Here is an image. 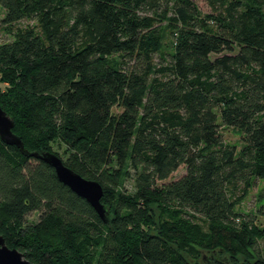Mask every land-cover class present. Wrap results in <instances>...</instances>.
<instances>
[{
  "label": "trees",
  "instance_id": "1",
  "mask_svg": "<svg viewBox=\"0 0 264 264\" xmlns=\"http://www.w3.org/2000/svg\"><path fill=\"white\" fill-rule=\"evenodd\" d=\"M204 1L207 12L197 0H0L13 131L98 181L110 209L108 224L53 166L0 137L9 247L34 264H264L255 220L238 210L264 179V0ZM222 123L243 134L241 149ZM125 165L131 195L118 192ZM155 206L209 227L156 218Z\"/></svg>",
  "mask_w": 264,
  "mask_h": 264
},
{
  "label": "rangeland",
  "instance_id": "2",
  "mask_svg": "<svg viewBox=\"0 0 264 264\" xmlns=\"http://www.w3.org/2000/svg\"><path fill=\"white\" fill-rule=\"evenodd\" d=\"M200 8L207 12L209 11V7L204 0H197ZM5 16V9L0 5V41L11 39V35L6 31L2 24V19ZM23 25L32 24L35 25L33 21H24ZM2 88H5V84H0ZM221 133L225 141L235 145L238 150L241 149L244 145L243 134L236 128L226 126L223 123L221 124ZM185 171L184 166H182L178 171L173 173L172 177H177L183 174ZM123 176L121 178V182L119 185L118 192L122 195H131L135 191V182L133 178V170L131 166L125 165L123 168ZM154 216L157 218L160 216L164 219H188L192 216V220L199 223L204 230H207L209 225L208 222L202 218L201 216L195 215L192 212L185 209H178L176 212L175 207H171L168 209H162L158 206L153 208ZM238 210L245 213L247 218H254V224L250 227L252 231L253 238H256L259 241L260 246L262 247L264 244V179H257L255 181L254 186L249 190L246 198L242 203L239 204ZM38 219V213H31L26 219L24 223H16L9 222L6 226V232L15 233L18 228L34 222ZM239 253L242 254L241 257L246 253L242 243H236ZM241 264V263H240Z\"/></svg>",
  "mask_w": 264,
  "mask_h": 264
},
{
  "label": "water",
  "instance_id": "3",
  "mask_svg": "<svg viewBox=\"0 0 264 264\" xmlns=\"http://www.w3.org/2000/svg\"><path fill=\"white\" fill-rule=\"evenodd\" d=\"M14 119L2 108L0 103V137L9 144L16 145L21 152L27 156H36L48 162L56 170L57 176L64 184L68 185L74 192L93 205L105 222L110 224L108 213L110 209L102 202L104 196L103 186L96 180L87 179L72 168L67 166L65 162L55 153L44 151L42 154L29 151L25 148L21 137L14 131ZM0 264H34L28 258L26 253L11 248L7 245L6 240L0 234Z\"/></svg>",
  "mask_w": 264,
  "mask_h": 264
}]
</instances>
